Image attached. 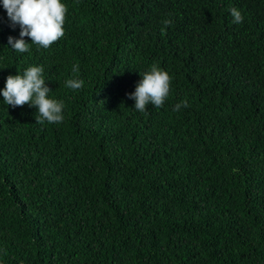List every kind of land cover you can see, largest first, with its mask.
I'll use <instances>...</instances> for the list:
<instances>
[{
	"label": "trees",
	"instance_id": "1",
	"mask_svg": "<svg viewBox=\"0 0 264 264\" xmlns=\"http://www.w3.org/2000/svg\"><path fill=\"white\" fill-rule=\"evenodd\" d=\"M61 2L64 36L19 53L0 0V92L43 66L64 104L0 95V264H264V0ZM153 64L170 92L139 112Z\"/></svg>",
	"mask_w": 264,
	"mask_h": 264
},
{
	"label": "clouds",
	"instance_id": "2",
	"mask_svg": "<svg viewBox=\"0 0 264 264\" xmlns=\"http://www.w3.org/2000/svg\"><path fill=\"white\" fill-rule=\"evenodd\" d=\"M3 8L13 25H19V39L9 37L8 43L19 53L29 52L30 44L47 49L64 36V24L67 15V6L61 0H2ZM233 23H242L241 12L233 7L230 9ZM171 21L166 20L167 26ZM162 33L164 29H161ZM30 38L31 43L26 42ZM78 66L73 67V72ZM43 66H31L22 74L9 75L6 78L5 88L0 92L6 105L13 107L30 104L38 108L36 123H61L64 120L62 101L49 98L50 88L46 85L43 76ZM172 77L167 71L153 64L149 71L142 75L135 91L128 94L135 101L134 108L145 112L149 104L161 107L170 92ZM82 79H69L66 86L73 90L81 89ZM181 107H188V102L182 101L175 105L174 111Z\"/></svg>",
	"mask_w": 264,
	"mask_h": 264
}]
</instances>
